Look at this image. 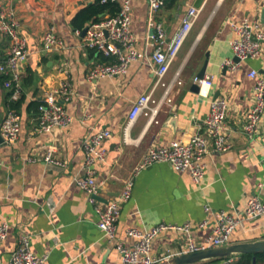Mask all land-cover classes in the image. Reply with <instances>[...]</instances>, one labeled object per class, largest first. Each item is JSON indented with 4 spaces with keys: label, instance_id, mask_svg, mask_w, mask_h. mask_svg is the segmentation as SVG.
<instances>
[{
    "label": "crops",
    "instance_id": "1",
    "mask_svg": "<svg viewBox=\"0 0 264 264\" xmlns=\"http://www.w3.org/2000/svg\"><path fill=\"white\" fill-rule=\"evenodd\" d=\"M197 0H170L157 19L171 39L190 6ZM94 0H0L12 10L26 37L30 57L24 66L23 99L16 112L22 131L13 145L0 146V226L8 225L9 235L0 241V264H8L25 236L34 254L47 256L45 264H122L118 246L132 247L137 239L129 229L151 231L160 224L183 226L190 231L168 230L152 242L151 254L164 261L187 251L189 241L201 245L212 235L216 214L238 215L242 223L231 236V244L264 241V216L247 220L252 198L264 201V115L260 132L250 138L244 131L245 116L252 105L253 70L264 76L262 55L232 71L224 63L233 58L231 42L235 26L245 21L264 27V0H204L200 16L164 82L173 83L159 114L142 115L127 130L128 116L139 97L156 85L150 59L132 63L126 75L89 81L88 74L101 63L91 50L82 47L72 20ZM131 30L140 52L147 49L148 3L133 0ZM53 27L65 49L47 52L44 34ZM9 39L0 33V54L5 55ZM206 75L214 77L210 96L193 90L195 78L205 63ZM69 74L74 96L66 104L72 122L67 128L37 132L41 102L48 91L59 87ZM166 87L159 85L154 99L160 101ZM9 91L0 75V120L7 111ZM228 104L227 151L211 149L205 157L206 176L196 184L188 172H178L168 163H154L138 170L153 148H166L175 141H189L204 131L212 99ZM22 98V97H21ZM41 107V106H40ZM1 125V123H0ZM108 129L106 160L94 165L96 179L104 183L98 201L118 198L127 181L133 179L131 198L121 205L116 237L109 240L97 227L99 216L88 194L77 180L87 177L84 141ZM54 156L66 161V168L45 162ZM206 207L211 211L207 212ZM205 226H201L203 222Z\"/></svg>",
    "mask_w": 264,
    "mask_h": 264
},
{
    "label": "built area",
    "instance_id": "2",
    "mask_svg": "<svg viewBox=\"0 0 264 264\" xmlns=\"http://www.w3.org/2000/svg\"><path fill=\"white\" fill-rule=\"evenodd\" d=\"M108 0H102L106 3ZM121 6L120 12L115 17H106L101 22L89 25L86 35L82 38V47L101 54L106 61L93 67L89 74V81H97L104 78H114L126 75L129 66L145 59H150L157 76L155 87L141 95L135 102L127 123L129 130L139 119L145 115L151 120L160 112L167 99L173 83L166 84L164 79L185 42L190 36L197 22L201 10L190 6L182 20L181 26L171 39L167 38L164 24L157 19L159 12L170 0H147L148 3V34L146 37L147 49L152 54L140 52L136 47V37L131 30L132 1L112 0ZM236 36L231 42L234 57L225 61L224 65L232 70L240 69L243 62L259 57L264 51V27L257 22L245 21L235 26ZM0 33L9 39V48L5 55L0 54V75L5 79V86L10 95L8 97L7 111L4 114L0 133L4 144L13 145L19 139L22 131L20 115L12 107V104L20 101L23 95L22 78L24 66L30 57L28 42L20 31V25L14 12L7 10L0 4ZM77 36H82L80 31ZM43 47L47 52L65 49L66 44L59 39L53 27L44 34ZM66 73V72H65ZM59 87L48 91L40 107V123L37 132L50 131L53 128H67L72 117L68 114L66 104L72 101L74 96L73 85L69 74ZM249 77L255 80L252 93V105L245 116L244 131L250 138H254L260 132V123L264 115V76L257 70L250 72ZM214 77L206 75L204 79L195 78V83L200 85L199 95L207 98L213 86ZM166 87L163 98L160 101L154 99L156 87ZM227 112L228 104L225 99L218 97L210 102V113L205 122L204 131L195 134L189 141H175L166 148H153L144 156L138 170L154 163H168L178 172H188L196 184H200L206 176L205 157L211 149L215 151H227L230 143L227 138ZM112 137L108 129L91 135L84 141L86 152V165L90 169L89 175L77 180L78 186L89 196L90 202L95 205L99 216L97 227L104 232L109 240L116 237L117 224L121 215V205L127 202L132 195L133 179L126 182L122 194L107 202H100L96 198L100 195L104 183L96 179L95 172L91 168L96 164H102L106 160L108 150L105 142ZM54 149H49L44 156L46 163L66 168L68 163L55 156ZM206 211H211L206 207ZM264 216V201L252 198L247 205L246 219L253 220ZM238 215L224 211L216 214V225L213 233L204 244L198 245L189 241L187 251L192 253L212 248H220L230 245L231 236L242 223ZM203 222L201 226H205ZM168 230L190 231V224L173 226L160 224L151 231L141 232L138 229H129L128 235L137 239L132 247L118 246L122 264H158L151 254L152 242L159 234ZM9 235L8 225L0 226V241L7 239ZM231 259L229 262H232ZM47 256H37L30 248V239L25 236L21 239L19 247L13 253L8 264H45Z\"/></svg>",
    "mask_w": 264,
    "mask_h": 264
},
{
    "label": "trees",
    "instance_id": "3",
    "mask_svg": "<svg viewBox=\"0 0 264 264\" xmlns=\"http://www.w3.org/2000/svg\"><path fill=\"white\" fill-rule=\"evenodd\" d=\"M121 6L118 2H113L108 0L106 3H103L102 0H94V2L87 7L81 9L77 15L72 20L73 29L81 33L83 30L91 25L98 22H101L106 17H115L119 14ZM95 55L98 56L101 62H105L106 59L95 51H92ZM4 80V77H2ZM23 80V79H22ZM10 95V93H9ZM8 95V97H9ZM23 99V96L21 100ZM21 102V101H20ZM19 103L12 104L14 109H17ZM41 102L33 103L31 106L35 108V111L40 110ZM231 259H234L232 262H229ZM201 264H264V252L258 254H242L230 258L224 259H215Z\"/></svg>",
    "mask_w": 264,
    "mask_h": 264
},
{
    "label": "water",
    "instance_id": "4",
    "mask_svg": "<svg viewBox=\"0 0 264 264\" xmlns=\"http://www.w3.org/2000/svg\"><path fill=\"white\" fill-rule=\"evenodd\" d=\"M204 0H197L194 7L200 8ZM89 26H87L83 32L82 37H84L88 31ZM208 63L206 62L201 69V71L196 76L197 79L202 80L206 76ZM193 90L196 92L200 91V85L195 83L193 85ZM2 120H0L1 123ZM4 145V140L0 133V146ZM98 199V197H96ZM264 252V241L252 242V243H240V244H230L220 248H212L198 252L183 253L176 257L167 259L158 264H201L215 259L230 258L242 254H258Z\"/></svg>",
    "mask_w": 264,
    "mask_h": 264
}]
</instances>
